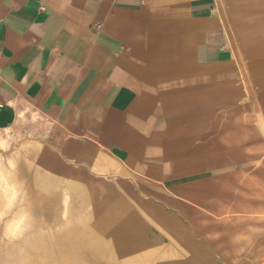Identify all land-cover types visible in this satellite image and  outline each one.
<instances>
[{"label":"crops","instance_id":"crops-1","mask_svg":"<svg viewBox=\"0 0 264 264\" xmlns=\"http://www.w3.org/2000/svg\"><path fill=\"white\" fill-rule=\"evenodd\" d=\"M222 1L0 0V139L36 130L40 119L61 134L68 158L88 159L100 173L207 182L215 148L229 149L239 134L246 140L251 110L247 49H235ZM250 32L264 39V23ZM253 65L264 87V59ZM102 196L91 224L78 229V242L91 246L83 259L202 264L187 232L162 229L168 239L154 246L130 232L155 222L145 204Z\"/></svg>","mask_w":264,"mask_h":264},{"label":"rangeland","instance_id":"rangeland-1","mask_svg":"<svg viewBox=\"0 0 264 264\" xmlns=\"http://www.w3.org/2000/svg\"><path fill=\"white\" fill-rule=\"evenodd\" d=\"M222 2L229 12L235 49L239 43L247 49L243 51L246 82L252 95L246 140L240 141L242 134H236L229 149L215 148L220 157L214 160L219 163L213 165L207 182H165V186L141 181L136 173L129 178L100 173L88 159L68 158L55 139L61 134L40 119L36 130L7 134L0 139V264H93L82 258L91 246L78 242L77 233L91 224L102 193L112 191L126 196L134 207L141 201L155 219L147 232L130 231L135 237L141 235L156 246L168 239L162 229L178 235L187 232L184 242L202 264H264V87L254 77L258 67L253 65L264 59V51H255L263 48L259 45L264 39L250 32L264 23V0ZM148 205L161 217L169 216L173 226ZM83 230L92 235V230ZM137 259L138 255L127 264H138ZM118 262L101 258L99 263Z\"/></svg>","mask_w":264,"mask_h":264},{"label":"bare ground","instance_id":"bare-ground-1","mask_svg":"<svg viewBox=\"0 0 264 264\" xmlns=\"http://www.w3.org/2000/svg\"><path fill=\"white\" fill-rule=\"evenodd\" d=\"M2 176V175H1ZM3 177V176H2ZM2 184V183H1ZM54 242V241H53ZM53 244V243H52Z\"/></svg>","mask_w":264,"mask_h":264}]
</instances>
